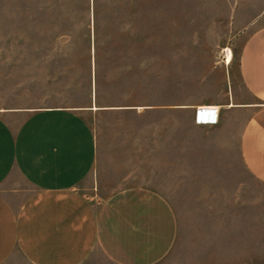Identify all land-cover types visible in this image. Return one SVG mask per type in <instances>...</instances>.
Instances as JSON below:
<instances>
[{
	"label": "rangeland",
	"instance_id": "obj_1",
	"mask_svg": "<svg viewBox=\"0 0 264 264\" xmlns=\"http://www.w3.org/2000/svg\"><path fill=\"white\" fill-rule=\"evenodd\" d=\"M121 1L0 0V109L123 108L91 120L104 173L92 191L143 185L166 196L181 263L264 264V184L240 156L243 117L204 128L193 118L198 106L227 103L231 88L246 96L238 58L263 24L253 19L262 0H125L136 14ZM124 23L137 35L103 36ZM157 141L159 162L172 143L175 176H120L140 162L149 173Z\"/></svg>",
	"mask_w": 264,
	"mask_h": 264
},
{
	"label": "crops",
	"instance_id": "obj_2",
	"mask_svg": "<svg viewBox=\"0 0 264 264\" xmlns=\"http://www.w3.org/2000/svg\"><path fill=\"white\" fill-rule=\"evenodd\" d=\"M123 1V12L136 14L138 3ZM261 5L253 19L263 24L247 36L238 58L246 96L231 88L227 103L209 104L218 109V122L195 124L212 127L220 119L243 117L240 156L264 184V0ZM131 25L105 35H137L129 32ZM108 110L123 108L93 101L82 108L0 109V264H184L176 250L178 216L166 196L143 185L92 191L95 175L104 173L96 169L98 139L91 120ZM171 145L159 162L158 141L152 143L149 173L140 162L120 176H175ZM188 146L184 141L183 148Z\"/></svg>",
	"mask_w": 264,
	"mask_h": 264
},
{
	"label": "bare ground",
	"instance_id": "obj_3",
	"mask_svg": "<svg viewBox=\"0 0 264 264\" xmlns=\"http://www.w3.org/2000/svg\"><path fill=\"white\" fill-rule=\"evenodd\" d=\"M215 108H216L215 106H211V105H202V106H199L198 109H199L200 113L198 114V117H201V118H203V119H205L207 121L213 122L214 119H215V115H214V113L212 111ZM196 110H195V116H196V112H197Z\"/></svg>",
	"mask_w": 264,
	"mask_h": 264
},
{
	"label": "built area",
	"instance_id": "obj_4",
	"mask_svg": "<svg viewBox=\"0 0 264 264\" xmlns=\"http://www.w3.org/2000/svg\"><path fill=\"white\" fill-rule=\"evenodd\" d=\"M197 112H196V116H195V123H197V124H215V123H217V121H218V109H214L212 112L214 113V115H215V119H214V121L213 122H210V121H207V120H205V119H203V118H201V117H198V114L200 113V111H199V109L197 108V110H196ZM211 112V111H210Z\"/></svg>",
	"mask_w": 264,
	"mask_h": 264
},
{
	"label": "trees",
	"instance_id": "obj_5",
	"mask_svg": "<svg viewBox=\"0 0 264 264\" xmlns=\"http://www.w3.org/2000/svg\"><path fill=\"white\" fill-rule=\"evenodd\" d=\"M94 13H95V10H94ZM95 16H96V14H95ZM97 23H96V19H95V25H96ZM65 36H67L66 34H64ZM96 37H99L100 35H102V33L100 34V33H97L96 32ZM103 36H107V35H105V34H103ZM59 37H62V36H56L55 37V39L56 38H59ZM68 37H70V36H68ZM94 48H95V52L97 53L98 52V49H99V45L97 44V42H95V44H94ZM95 62H96V65H97V62H98V58L96 57V59H95ZM95 80H96V82H98V75H97V73H96V75H95Z\"/></svg>",
	"mask_w": 264,
	"mask_h": 264
}]
</instances>
